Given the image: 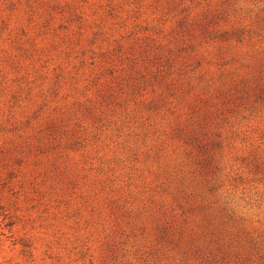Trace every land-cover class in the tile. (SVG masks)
<instances>
[{
	"label": "rangeland",
	"instance_id": "1",
	"mask_svg": "<svg viewBox=\"0 0 264 264\" xmlns=\"http://www.w3.org/2000/svg\"><path fill=\"white\" fill-rule=\"evenodd\" d=\"M0 264H264V0H0Z\"/></svg>",
	"mask_w": 264,
	"mask_h": 264
}]
</instances>
